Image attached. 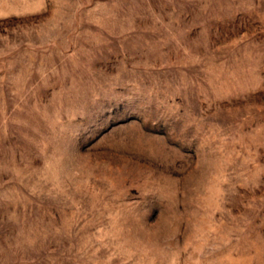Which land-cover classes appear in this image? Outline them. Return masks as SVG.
Returning a JSON list of instances; mask_svg holds the SVG:
<instances>
[{
    "label": "rangeland",
    "instance_id": "obj_1",
    "mask_svg": "<svg viewBox=\"0 0 264 264\" xmlns=\"http://www.w3.org/2000/svg\"><path fill=\"white\" fill-rule=\"evenodd\" d=\"M0 264H264V0H0Z\"/></svg>",
    "mask_w": 264,
    "mask_h": 264
}]
</instances>
